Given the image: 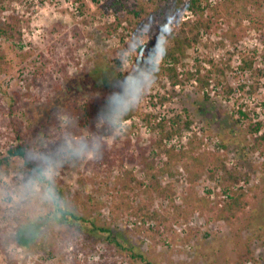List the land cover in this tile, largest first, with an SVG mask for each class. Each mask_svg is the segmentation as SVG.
Masks as SVG:
<instances>
[{"label": "rangeland", "instance_id": "1", "mask_svg": "<svg viewBox=\"0 0 264 264\" xmlns=\"http://www.w3.org/2000/svg\"><path fill=\"white\" fill-rule=\"evenodd\" d=\"M202 1L210 30L177 80L157 74L117 134L95 111L80 127L66 106L106 105L137 64H122L133 23L167 0H0V264H145L131 247L152 264H264V0ZM197 18L184 11L169 23ZM206 57L229 69L203 90L186 73ZM162 122L180 128L165 145L184 161L171 178L159 173L167 157L155 158L153 180L142 154L159 152ZM80 142L95 154L74 153ZM19 144L45 165L49 185L8 157ZM221 165L243 178L227 182ZM57 202L85 221L68 223ZM30 222L42 229L21 247L16 233Z\"/></svg>", "mask_w": 264, "mask_h": 264}, {"label": "trees", "instance_id": "2", "mask_svg": "<svg viewBox=\"0 0 264 264\" xmlns=\"http://www.w3.org/2000/svg\"><path fill=\"white\" fill-rule=\"evenodd\" d=\"M94 1L97 3L100 0ZM171 2L174 14L188 11L198 16L195 21H184L180 24L179 27L172 30V32L168 36L170 42L168 52L160 71L169 76L171 75L173 78H175V80H177L178 68L184 65L183 61L186 58L188 51L201 41V32L204 30H210L211 23L207 16V8L203 4L202 0H171ZM215 10H217V8H215ZM0 33L3 34L4 31L1 30ZM158 33H160V31L158 30L153 33V43H155L156 39H158L154 36L155 34L158 35ZM0 61H2L3 65L8 64L3 54H0ZM136 63H138V61H136ZM252 66L253 61L244 62L245 68H251ZM227 69H229L227 65L217 63L213 59L206 57L203 60H196L194 69L188 70L186 75L189 79H193L194 81L199 83V87L205 90L212 85V82L222 84L223 78L226 77ZM1 70H3V67ZM93 74H95V71H92L88 75L91 76ZM103 82H106V85L109 84L107 76L106 79L103 80ZM224 86L223 88L227 96L231 95L234 92V89L231 87V85L226 84ZM91 111H95L94 114L96 115H102L110 125L106 116V105L102 107L100 106V109L96 110V108L88 109L85 106H78L75 102H73L66 106L65 112L70 117L71 121L76 122L80 127H84L85 121L89 118ZM130 116L131 114L128 117ZM148 119V116L144 117V120ZM157 126L158 128H160L162 135V138L156 142L157 147L159 148V152L154 153L152 155V158L147 154H142V161L147 168L148 174L151 175V179L157 180L159 173L174 178L176 176L178 166L181 165V163H183L184 161V156L182 155V153H178L174 149H167L165 141H171L177 134L180 133V128H168L167 124L164 122L159 123ZM106 129L107 127H104L103 131H105ZM260 129L261 124H257L252 131L259 132L261 131ZM259 138L264 142V132ZM161 156H166L167 160L164 162L162 168L158 173L155 165V158ZM8 157L22 159L25 165L30 168L31 172L36 174V179L39 182L49 185L47 177L45 176V165L37 156L31 154L28 146H26L25 144H19L17 146L11 147L8 151ZM221 171L224 175L225 180L230 183L238 182L244 176L241 172L229 170L225 165H221ZM47 188L50 189V187ZM200 202H204V199H201ZM228 205V209L231 210L234 206V203L229 202ZM57 206V208L59 209L60 207L58 202ZM58 211L62 214V217H67L68 223H72L73 221H85L84 218L73 213H66L61 208ZM148 217L151 218L152 216L150 215ZM41 229L42 223L40 222H30L28 224L20 226L15 236L16 243L21 247L31 246V244L37 240ZM103 231L108 232L110 237L114 235L111 230L103 229ZM112 239L113 241H117L116 236H113ZM130 251L136 252L131 253L132 258H138L145 264H152L145 258V256L141 252H137L136 248L131 247Z\"/></svg>", "mask_w": 264, "mask_h": 264}, {"label": "clouds", "instance_id": "3", "mask_svg": "<svg viewBox=\"0 0 264 264\" xmlns=\"http://www.w3.org/2000/svg\"><path fill=\"white\" fill-rule=\"evenodd\" d=\"M173 14L172 2L167 0L165 6L149 8L133 23L122 64L126 68L133 58L138 63L105 101L107 119L117 134H123L126 118L142 104L157 82V74L168 52V34L172 31L169 20ZM157 30L161 36L153 43V33ZM94 147L80 142L72 151L94 155ZM47 196L55 199L54 191L48 189Z\"/></svg>", "mask_w": 264, "mask_h": 264}]
</instances>
